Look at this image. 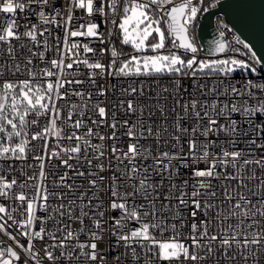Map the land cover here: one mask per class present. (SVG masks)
I'll list each match as a JSON object with an SVG mask.
<instances>
[{
    "label": "snow or ice",
    "instance_id": "1",
    "mask_svg": "<svg viewBox=\"0 0 264 264\" xmlns=\"http://www.w3.org/2000/svg\"><path fill=\"white\" fill-rule=\"evenodd\" d=\"M204 3L205 0H182L179 4L174 0H63L62 4H58V0H0V13L7 14V18L0 23V42L9 43L10 55L14 54L10 45L13 39L26 37L33 44H38V36L44 37L46 32L51 35L52 28L64 29V48H57L60 58L52 59L51 67L40 72L42 77H55L54 81H35L37 74L29 69L31 79L19 83L6 81L0 87V138L4 140V143L0 144V159H8L10 156L20 160L26 159L27 152L30 151L28 145L32 140L45 139L47 135L54 134L58 140L66 138L73 142L62 148L67 159L55 151L48 154L47 143L42 146L45 156L48 159L60 158L62 163L67 168L74 169L75 175L79 177H84L85 173L75 169L69 160L83 158L89 168L88 184L95 189L86 205H76L73 200L69 201L67 206L61 203L52 209L60 217L78 222V229H72L71 224L57 220L55 231L49 232L47 223L55 217L51 213L46 217H39L36 212L37 209L48 212L49 198L58 197L60 194L49 193L44 183L47 180L44 172L45 156L34 157L40 161V172L38 181L32 185L27 181L17 185L15 178L9 181L0 176V197L18 200L20 204L17 208L23 217L22 220H16L12 211L17 209L10 211L8 207L0 204V232L8 235L16 244V248H0V264H122V257L127 258L128 249H131L134 261L140 259L134 244L152 253L151 257L144 256L145 264H200L209 257H215L216 264H220L221 258L237 261L238 257L243 264H249L250 261L252 264H259L261 255H264V76L258 66L264 69V63L252 47L238 37L235 43L241 46L239 48L221 40L214 42L215 52L223 54V58L198 60V48L190 39V32L198 14L202 10H208L202 8ZM33 5L39 8L38 12ZM210 6L215 7L216 4ZM29 9L38 17L39 23L32 24L20 33L17 31L20 25L15 18L16 14ZM77 9L85 13V22L73 29L74 13ZM97 16L103 18L101 23L110 22L118 29L123 45H131L136 53L150 51L154 54L130 55L127 60L120 61V67L115 71L113 69L120 55L115 47L111 50L113 59L107 67L98 60L90 63L88 58L80 59L81 49L83 53H92L93 56L97 50L88 44L73 41L72 38H94L101 45L106 42L104 33L100 31L101 23L95 22ZM112 35V31H109V41ZM220 35L223 36L224 33L221 32ZM56 39L59 44V38ZM166 41L170 42V47L166 45ZM43 44L47 50V39L43 40ZM179 50L192 55L188 58L179 54ZM99 51L103 55L105 49L101 48ZM39 55L43 60L44 52ZM65 57L70 62L65 63ZM31 63L29 59L27 64ZM74 64H83L89 69L99 70L98 73H90L92 84H95L93 77L103 75L105 71H108L109 75L152 76L167 73L189 77L193 79L191 87L199 88L205 99H194L181 105L182 114H177L178 119L173 125L177 134L171 137L175 151L158 150L153 154L150 148L139 144L142 136L145 139L147 136L161 139L167 133V127L161 126L156 132L148 127L147 136H144L142 132L134 130L137 126H128L127 121H124L121 127L126 128L124 134L135 142L129 143L126 150L119 149L115 144L119 138L115 116L112 117V122L107 124L112 130L110 135L106 137L99 131L94 132L93 128L85 123L86 112L92 110L97 112L100 118H105L106 108L99 104L89 106L88 100L91 99L92 93H88L86 98L83 92H70L65 88V84L84 83L81 80L66 79L72 74L68 70H72ZM16 71H20L19 65L16 66ZM237 73L244 76L243 81L233 78ZM198 75H215L224 79L214 82L212 87L204 92L206 84L195 79ZM249 75L254 78L249 79ZM61 89L64 91L61 92ZM136 91L135 88L131 89L133 93ZM104 94L103 90L98 93ZM195 94L190 93L192 96ZM72 95L80 97L82 103L57 106L58 100ZM65 107L66 118L62 116ZM126 111H137L131 100L127 102ZM29 115H46L50 125L46 126L43 132L33 134L30 139L26 129L36 124L37 120L29 121ZM74 115L78 118L73 119ZM234 115L241 119H234ZM189 120H194V123L188 127L182 126V121ZM57 121L61 122V126H58ZM105 123L107 122L104 119L91 120V124L97 129ZM143 127L141 123L139 128ZM66 128L73 131L67 133ZM82 128L86 129V132L78 135ZM62 132H66L63 137ZM210 134L217 139L209 140ZM220 134H223V140H219ZM94 137L101 143L93 144L91 141ZM16 139H19V142L13 145L12 142ZM105 139L114 141L110 146L108 167H112L113 160L116 162L112 175L107 178L100 175L106 171L102 159L107 151V146L103 143ZM168 143L165 141V148ZM240 143L245 144L246 149L238 148ZM257 150L262 154L257 156ZM90 154L92 158H89ZM92 159L97 161L95 165ZM201 163L204 164L203 168L199 167ZM181 169L188 171L191 185L189 180H184L180 185L173 183L180 175ZM227 169H233L234 173H229ZM241 170H244L243 174ZM154 176L158 178L156 183L152 182ZM33 179H36L35 174L28 177V180ZM67 179V174L61 176L60 183L54 186L72 190L75 186L67 184ZM105 179H108L110 184L102 189L101 185ZM213 179L221 181L220 186L223 187V199L219 203L216 202L218 192L212 184ZM166 180L167 189L164 188ZM224 181L228 183L224 184ZM232 181L236 182L237 188H232ZM255 181H258V184L248 186ZM14 186H18L21 191H13ZM28 187L34 189L31 195L24 191ZM189 187L191 191L188 190ZM121 188L126 190L121 191ZM240 189H247V192ZM100 191L110 193L107 207L98 195ZM86 195V192L81 193L78 199L83 201ZM137 197L141 198L140 203H137ZM93 200L98 203L93 204ZM173 200L176 201L175 204H172ZM76 207L80 209L79 215H74ZM85 208L89 211H85ZM185 209H188L187 215ZM116 212L119 213L118 216L111 214ZM166 212L172 213L171 217L165 215ZM188 215L192 222L189 233L185 235L182 229L186 226ZM198 215L201 217L199 220ZM85 218L91 221V227L85 225ZM169 219L178 223H168ZM9 220L12 224L8 223ZM37 220L40 221L39 230L34 228ZM130 223L137 226L130 228ZM14 226L20 230V235L27 238V247L7 231ZM56 232L62 235L58 237ZM105 233L115 237V243L108 246L110 250L115 252L116 248L123 247L126 251L113 255L109 260L104 254V249L98 247L104 241ZM81 234L87 236L86 242L79 241ZM45 236L53 243L45 244L42 250H37L33 241H43ZM72 241L76 243L73 244ZM56 249H61L58 255L55 254ZM201 250L204 255H201ZM218 251L221 253L220 257L216 256ZM21 252L25 256L23 259Z\"/></svg>",
    "mask_w": 264,
    "mask_h": 264
},
{
    "label": "built area",
    "instance_id": "2",
    "mask_svg": "<svg viewBox=\"0 0 264 264\" xmlns=\"http://www.w3.org/2000/svg\"><path fill=\"white\" fill-rule=\"evenodd\" d=\"M219 0H205V3L203 4L202 8H214L211 7L213 3H217ZM176 4H179L182 2V0H174ZM63 0H58V4H62ZM33 8L38 12L39 8H37L35 5H33ZM50 11V10H46ZM203 10L198 14V18L193 25V28L190 32V39L194 42L195 46L198 48V52L196 53V57L198 60H211V59H219L223 58V54L219 55H206L201 52V46L199 44L198 38H197V27L198 23L200 21L201 15L203 14ZM84 17L85 13L82 10L77 9L74 13V21H73V29L77 27L80 23H84ZM7 18V14L0 13V23L3 22L4 19ZM18 21V24L20 27L18 28V32L23 33L27 30L28 27H31L32 24H38L39 20L36 15L32 14L31 9L26 10L25 12H18L15 17ZM103 18L101 17H95L96 23H101V20ZM213 24L216 33L220 35L221 32L224 33L222 39L225 40V42L232 44L233 47H241L240 45L235 43L236 38L238 37L240 40V36L229 27L228 24L225 23L223 16L218 14L213 19ZM224 25L227 27L225 28ZM100 31L104 33L105 36V43L101 45L96 39L94 38H88V37H77L72 38L73 41L79 42L81 44H88L90 47H93L96 49V55L93 56L92 53H83L81 49V55L80 59L88 58L89 62H95L99 61L103 63L106 67L109 65L111 60L113 59L111 56V50L113 47L117 49V51L120 53L119 59L117 61V64L115 65V68L113 71L118 70L120 67V61H125L129 58L130 55H138L142 56L144 54L152 55L154 53H151L150 51L147 53H136L131 45H123L121 43V37L118 35V29L114 28L111 23L103 24L101 23ZM112 31L113 35L111 37V40L108 39V32ZM59 38V44L57 43V39ZM47 39L48 46L47 50H45L43 40ZM64 39V29L61 27L59 29L52 28L51 29V35H49L48 32L45 33L44 37L38 36V41L40 43L33 44L28 38L21 37L20 40H11L10 45L14 49V54L10 55L8 52L9 43H3L0 42V87H2L4 82H15L19 83V81L31 79L29 76V69H31L33 72H35L37 75L35 77V81H39L40 83H45L48 79L55 80V77L47 78L42 77L40 75V72L42 69L50 68L51 67V60L52 59H59L60 55L57 52V48H64L63 44ZM246 43V42H245ZM166 45L170 47V42L166 41ZM104 48L105 52L103 55L100 54V49ZM31 49V51L29 50ZM162 52L164 50H161ZM173 51H177L176 49H173ZM44 52L43 60L41 59L39 53ZM32 53H36V55H33ZM179 54H182L188 58L191 57V53H184L183 50H179ZM230 55L232 53H229ZM76 57H73L75 59ZM243 58V57H241ZM31 59L32 63L31 65L27 64V61ZM70 62L67 57H65V63ZM20 66V71H16V66ZM258 69L261 72V75L264 76V69L259 68ZM55 71V70H54ZM71 72V75H68L66 79H76L81 80L84 83L83 84H65V88L71 91H80L85 94V97L87 98L88 93H92L91 99L88 100L89 106L99 104L101 107L106 108V117L100 118L98 116V113L92 110H88L86 112L85 116V123L93 128V131H99L100 134L105 135L106 137L110 135L111 129L107 126V124H110L112 122V117L115 116L116 121L118 122V128H117V136L119 137L118 140L115 141V144L117 148L126 150L129 143L135 142L134 140L129 139L124 133L126 131L125 127H121V125L124 124V121L128 122V126H137V129L140 132L144 134V136H147V128L151 127L153 129V132L158 131L161 126L167 127V133L163 135V137L159 140H157L154 136H147V139H145L143 136L139 139V144L145 146L146 148H150L153 154H155L158 150H168V151H175V149L172 148V139L171 137L173 135H176L177 133L174 131L173 125L178 119V113L182 114L181 105L184 103H188L191 100H200L203 101L205 99V96L201 94V90L199 88H193L191 87L193 83V79L189 77H182L177 75H170V74H161V75H109L108 71H105L103 75H95L93 78L95 80V84H92L90 79V73L92 72H99V70L89 69L85 65L81 64L79 66L73 65L72 70H68ZM234 79L243 81L244 76L242 74H235ZM249 79H252L251 75L248 77ZM199 81V83L206 84L204 92L208 91V88L212 87L214 82L224 79L220 76H203L200 77L199 75L195 78ZM135 88L137 91L135 93L131 92V89ZM103 90L104 95H98V93ZM166 90V91H165ZM61 92L64 91V89L60 90ZM195 92V96L190 95V93ZM211 99V97H209ZM131 100L134 107L137 108V111L135 112H127V102ZM179 101V103H177ZM80 97L72 95L68 96L63 100L57 101V106L60 107L61 105H70V104H81ZM175 109V111H173ZM62 116L67 117V108L62 111ZM90 117V119H89ZM78 118L74 115L73 119ZM234 119H241L238 115L233 116ZM29 121L36 119L37 123L34 125H30L26 132L28 134V138L37 133V132H43L44 128L49 125V118L46 115L42 116H35V115H29L27 117ZM100 119L106 120L107 123L101 124L99 129H97L94 125L91 124V120H97ZM143 123L144 127L139 128V125ZM192 123H194V120L189 121H182V126L188 127ZM58 126H61V122L57 121ZM73 131L71 128H66V132L70 133ZM66 132H62V137L66 134ZM86 132V129L82 128L78 131L79 134H83ZM203 140L204 138L201 137ZM209 140H215L217 139L216 136L210 134L208 137ZM224 136L223 134H220L219 140H223ZM165 141H168L167 148L164 147ZM19 139H16L12 142L14 145L15 143H18ZM93 144L101 143V141L98 138H92L91 141ZM4 143V140L0 138V144ZM47 143V152L48 154H51L53 151L60 153V156L64 159H67L66 156H64V153L62 151V148H66L70 145V142L66 138L57 139V137L53 135H47L45 139L40 140H32L30 144L28 145V148L30 151L27 152L26 159L20 160L15 159L14 157H9L8 159H0V176H4L7 178V180L11 181L13 178L16 179L17 185L24 183L27 181L29 185H32L36 183L39 179V164L40 161L34 159L35 156H45V152L43 149V145ZM107 146V151L105 158L103 159V163L105 164L106 171L100 173V175L104 177H110L113 173V170L115 168V160H113L112 167H108V161L111 157V145L114 143L112 140L105 139L103 142ZM238 148H244L246 149V145L243 143H240ZM231 150V149H230ZM261 151L257 150L256 155H261ZM89 158H92L91 154ZM69 163L74 166L75 169H78L79 171H83L85 173L84 177H79L75 175L74 169L67 168L61 161L60 158L52 157L51 159H48L47 156H45L44 159V172L47 175V180L44 181L45 185L47 186V190L49 193H58L60 194L57 196H51L48 200L49 209L48 212H43L37 209L36 215L39 217H46L51 213L53 217H55L54 220H49L47 223V230L49 232L55 231L56 227L58 226L56 224L57 220H63L65 223L71 224L72 229H78L79 223L78 222H72L67 220V217H60L58 213L53 212L52 209L58 207L61 203L64 205H68L69 201H75L76 205H80L81 203L87 204L88 199L92 196V193L95 191V189L91 188V186L88 184V180L90 177H88V165L86 160L83 158L77 160L75 158L69 160ZM93 165L97 163L95 159H92ZM199 167L203 168L204 164L201 163ZM255 167V166H253ZM97 170V169H93ZM98 171V170H97ZM229 173H234L233 169H227ZM242 174L244 170H241ZM36 176V179L28 180V177ZM67 174L68 179L66 180L67 184H72L75 187L70 190L67 187H56L54 185H57L60 183V177ZM257 174L259 175V170H257ZM184 180H189V185H191L192 180L190 179L188 175V171L185 169L180 170V175H178L174 180L173 183L180 185L183 183ZM153 183L158 182L157 177H153L152 180ZM122 183V181H121ZM227 181H224V184H227ZM110 184V181L108 179H105L103 184L101 185L102 189H105ZM212 184L214 187H216V190L218 192V199L217 203H219L220 200L223 199V187L220 186L221 181L219 180H212ZM232 188H237V184L235 181L231 182ZM255 184H258V181L249 183V187H253ZM168 187V181L166 180L164 182V188L167 189ZM126 189L121 188V191H125ZM191 191V187L188 189ZM231 190V189H230ZM243 192H247V189H240ZM13 191L16 193H19L21 189L18 186H14ZM24 191L28 192L30 195L34 192V189L31 187L25 188ZM86 192L87 195L84 197L83 201L78 199V197L81 195V193ZM101 200L104 201L105 207H107L109 195L110 193H106L105 191H100L98 193ZM141 202V198L137 197V203ZM93 204L98 203L97 200L92 201ZM167 203V202H165ZM176 201L173 200L172 204H175ZM0 204H3L5 207H8L10 211L12 209H17L16 211H12V215L16 220H22L23 217L20 215V209L17 208V206L20 204L18 200H15L12 197H0ZM225 205H227V201H225ZM157 207H159V202L157 203ZM80 209L78 207L75 208L74 215H79ZM85 211H89L88 208H85ZM185 214H188V209L184 210ZM112 215L118 216L119 213H111ZM91 215V212H90ZM165 215L171 217L172 213L166 212ZM201 217L198 215L197 220H199ZM192 222V218L190 215H188V219L186 221V226L182 229L185 235H187L190 231V225ZM9 224H12V221H8ZM85 225H88L91 227V221L87 218H85L84 221ZM168 223H178L177 221L168 220ZM137 226L134 223H130L129 227ZM40 227V221L37 220L34 224L35 230H39ZM105 227H108V225H105ZM9 233H11L13 236L16 237V240L19 241L20 244H23L25 247H27V238L19 234V229L14 227H10L7 230ZM56 235L60 237L62 233L56 232ZM156 235L158 236L159 233L157 232ZM87 236L84 234H81L79 237L80 242H86ZM35 248L37 250H42L45 246V244H51L53 243L52 240H50L47 236H45L43 241L36 240L33 241ZM73 244L76 243V241H72ZM115 243V237H111L109 233H105V239L102 243L98 245L99 248L104 249V254L108 256L109 260L112 259V256L115 254L123 253L126 250L123 247L116 248L115 252L109 249V244ZM218 243V242H217ZM12 246L13 248H16L15 242L9 238L8 235H6L3 232H0V248ZM133 247L136 248V252L140 254V259L137 261H134L131 255V249H128V256L127 258L122 257V264H145L144 256L147 255L151 257L152 253L148 252L147 249H141L139 245H133ZM17 251H20L19 249H16ZM55 254H59L61 249L54 250ZM66 251V250H65ZM201 255H204L203 250H201ZM221 253L218 251L216 253L217 257H220ZM22 259L25 258L24 253L21 252ZM32 264V262H30ZM66 264V262H64ZM156 264H166V262H156ZM200 264H216V258L215 257H209L206 261H201ZM220 264H243V261L237 258V261H229L226 258L220 259ZM249 264H252L250 261ZM259 264H264V255H261Z\"/></svg>",
    "mask_w": 264,
    "mask_h": 264
},
{
    "label": "water",
    "instance_id": "3",
    "mask_svg": "<svg viewBox=\"0 0 264 264\" xmlns=\"http://www.w3.org/2000/svg\"><path fill=\"white\" fill-rule=\"evenodd\" d=\"M218 14L264 63V0H219L214 8L204 11L197 27L203 54H221L215 52L214 43L216 40L225 41L214 28L213 19Z\"/></svg>",
    "mask_w": 264,
    "mask_h": 264
},
{
    "label": "rangeland",
    "instance_id": "4",
    "mask_svg": "<svg viewBox=\"0 0 264 264\" xmlns=\"http://www.w3.org/2000/svg\"><path fill=\"white\" fill-rule=\"evenodd\" d=\"M153 35L155 36V33H153ZM153 55V54H152Z\"/></svg>",
    "mask_w": 264,
    "mask_h": 264
},
{
    "label": "trees",
    "instance_id": "5",
    "mask_svg": "<svg viewBox=\"0 0 264 264\" xmlns=\"http://www.w3.org/2000/svg\"><path fill=\"white\" fill-rule=\"evenodd\" d=\"M165 74H167V73H165Z\"/></svg>",
    "mask_w": 264,
    "mask_h": 264
}]
</instances>
